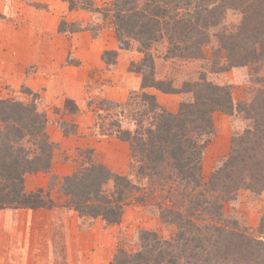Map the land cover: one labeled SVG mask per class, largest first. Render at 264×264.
<instances>
[{"label":"rangeland","instance_id":"1","mask_svg":"<svg viewBox=\"0 0 264 264\" xmlns=\"http://www.w3.org/2000/svg\"><path fill=\"white\" fill-rule=\"evenodd\" d=\"M125 1L126 8L128 5L136 6L137 0H0V96L25 102L36 100L47 115L46 132L53 144L51 168L30 172L25 177L27 192L41 189L51 197L53 204L39 208L0 209V225L12 224L17 236L7 233L5 242L8 243L9 239L11 242L17 240V243L22 241L20 233L23 226L28 228L27 233L23 234L28 241L29 256L34 258V262L45 259L48 264H140L138 252L143 245L147 244L145 246L150 250L157 238L170 240L178 231L171 219L162 218V212L168 214L169 209L184 210V207H188L194 187L177 178L176 172L166 165L170 164L167 161H158L165 167H158L153 175L142 173L140 169L143 163L148 166L156 162L154 154L160 153L155 147L156 140H151L153 132H149L160 111L152 103L156 101L164 109L176 113L185 98L193 99V94L180 90L165 92L151 86L152 83L162 79L164 87H169L174 81L175 86L182 89L183 82L206 76L213 83L231 90L233 103L230 110H219L213 114L214 131L205 146L201 163L204 181H208L213 171L229 157L235 133L246 129L256 131L253 121L243 110L248 108V104L257 111L263 110L264 59L240 64L239 58L244 50H239V54L233 50L235 58L229 57L233 66L227 65L224 71H217L215 67L216 63L231 65L227 62L229 52L220 49L222 35L234 25L238 29L243 23L244 13L229 8L226 22L211 28L208 36L198 38L202 42L199 57L177 58L169 55L170 58H167V37L152 41L148 48L141 46L139 40L129 34L123 43L120 41L115 30L116 7ZM71 2H78L79 8L72 7ZM139 2L142 7L143 1ZM83 4L85 8L81 7ZM198 4L203 6V0H197V5L188 10L191 16L201 10ZM167 7L170 14H175L171 5ZM28 8L34 13L29 12ZM68 10L75 12L71 14ZM76 11L79 12L78 18ZM27 15H32L30 20L34 23L30 29L34 34L41 24L38 36H31L30 39H27L29 33L27 36L22 33L29 31L24 27L29 22ZM258 15L262 17L263 10H259ZM260 25L261 22H251V26L243 31L244 36H250L245 38L248 44L251 45L258 29H264ZM76 30L86 31L92 38L103 39L105 46H112L110 42L114 41L118 45L117 48L105 49L100 56L98 50L101 47L93 48L95 55L88 59L92 65L88 73V96L78 100L73 88L75 82H72L76 66L82 64L76 54V45L71 42ZM62 37L66 42L64 50L59 47L63 44ZM186 45L192 44L188 41L180 46ZM81 47L89 49L87 43L81 44ZM24 53L31 55L32 59H25ZM151 56L156 64L155 74L147 71L144 76L145 71L141 74L142 66ZM21 72L25 73L29 83L36 79V89L25 81L21 82ZM13 76H19L17 84L8 83L9 77ZM45 78L50 81V88L44 86ZM123 80H128L129 85L124 84ZM146 82L149 86L144 88L143 83ZM98 117L102 128H107V124L114 120L120 123L122 129L132 132L142 144L135 145L134 137L125 140L114 134H101L96 127ZM259 132H264V128ZM27 140L30 141L29 138ZM260 140L262 144L258 151L264 153V139ZM134 145H139L140 154L136 155ZM144 160L152 162L145 163ZM90 163L103 164L112 172L128 177L139 188L133 191L129 202L122 206V213L113 222L103 216L89 215L87 208L76 209L71 201L72 194H68L67 187L72 189L73 182L69 178ZM237 166L245 178L264 180V165L257 167L240 163ZM172 174L174 177L170 180ZM240 184L242 186L232 195V199L225 202L223 214H204V218L219 226V233L232 229L237 231V238L228 242L221 252L222 256L218 250L213 249L210 257L203 251L199 264H260L264 257V185L263 182L257 185L252 183L248 188L246 182ZM2 230L0 227V233ZM245 238H255V242L261 243L252 246ZM147 257L153 259L155 255L152 253Z\"/></svg>","mask_w":264,"mask_h":264},{"label":"trees","instance_id":"2","mask_svg":"<svg viewBox=\"0 0 264 264\" xmlns=\"http://www.w3.org/2000/svg\"><path fill=\"white\" fill-rule=\"evenodd\" d=\"M142 1V7L139 0L136 1V6L128 5L127 8L126 1L117 4L115 30L122 43L127 36L131 35L139 40L141 46L148 48L152 45V41L167 37L169 40V48L165 54L167 58H170L169 55L177 56V58L199 57L202 42L198 41V38L208 36L211 28L226 22V12L230 8L244 13L243 23L238 29L234 25L224 31L220 49L224 48L229 52L227 62L231 65L216 63L217 71H224L227 65H234L230 61V58H235L233 50L237 51L236 54H239V50H244L239 58L240 64L253 59H264V29H258L255 39L251 40V45L245 39L250 36L243 35V31L251 26V22L253 24L261 22L260 26L264 27L262 24L264 15L262 17L258 15L259 10L264 12V0H203V6L198 4L201 10L198 11L200 9L198 7L195 11L198 12L192 16L188 10L197 5V0ZM77 3L73 2L72 7L79 8ZM168 5L172 6L175 14H170ZM81 7L86 6L83 4ZM188 41L192 45L180 46ZM154 62L152 56L146 58L141 74L143 75V71H145L144 76L147 71L155 74ZM173 82L169 87H164V80L160 79L151 86L165 92L180 90L179 92L186 94L192 93L193 99L185 98L176 113L169 112L156 101L152 103L153 107L160 111L155 117L154 127L152 124L149 132L154 133H151L150 137L152 141L156 140L155 147L160 153L154 154L156 162L150 160L152 162L150 163L144 160L151 165L141 164L140 172L156 174L155 170L158 167H165L158 161L164 160L162 162L170 163L166 165L176 172V177L192 184L194 190H191L189 206L184 207L185 211L175 208L165 209L169 211L168 214L162 212V218L171 219L170 222L176 225L178 231L170 240L157 238L156 244L150 250L144 243L143 249L138 252L140 264H199L201 253L205 251L210 257L209 253L213 249L218 250L217 252L222 256V250L228 246V242L237 238L238 233L232 229H224L222 233H219V226H215L204 218V214L208 213L209 216L223 214L225 202L232 199V195L234 196L237 189L242 186L240 182H246L248 188L252 183L263 182L262 185H264V180L259 181L258 177L252 180L249 177V179L245 178L237 166L240 163L245 166L247 163L257 167L264 165V153L258 151L262 144L260 139H264L262 137L264 132H259L264 128V105L261 106L262 111L255 110L254 106L251 108L249 104V109L246 107L243 110L253 121L256 131L258 128L259 131L246 129L235 133L229 157L213 171L208 181H204L201 163L205 146L214 131L213 114L219 110L224 112L230 110L233 103L232 93L226 86L213 83L206 76L192 82H183L182 89H178ZM148 86L147 82L143 83L144 88ZM152 97L154 100V96ZM106 104L109 106L110 102ZM115 106H117L116 103ZM97 113L101 114L100 111ZM100 120L98 117L96 127L101 134H114L125 140L134 137L132 132L122 129L120 123L112 120L111 124H107V128H102L99 124ZM47 124V115L40 109L36 100L25 102L0 96V209L39 208L53 204L51 197L44 194L43 190L27 192L25 188L26 174L51 168L53 144L46 132ZM134 139H136L135 145L142 144L136 137ZM135 145V152L138 155L141 148ZM80 172H76L69 178L73 181L72 189L67 187V191L68 194H72L71 201L76 209L87 208L88 214L94 217L103 216L109 221H115L117 215L122 213V206L129 202L128 198L133 191L139 190L137 184L131 179L112 172L103 164L90 163ZM172 177H174L173 174L170 180H173ZM178 192L181 193L180 189ZM262 226H264V219ZM246 240L252 246L254 243H261V241L255 242V238ZM152 253L155 255L153 259L147 257ZM259 263L264 264V257Z\"/></svg>","mask_w":264,"mask_h":264},{"label":"crops","instance_id":"3","mask_svg":"<svg viewBox=\"0 0 264 264\" xmlns=\"http://www.w3.org/2000/svg\"><path fill=\"white\" fill-rule=\"evenodd\" d=\"M29 12L31 13H34V11L32 9H29ZM67 12H71V14H74L75 10L73 11H70L68 10ZM36 13H39V12H36ZM76 18H78V14L79 12L76 11ZM65 14H62V16H64ZM29 16V22L28 23H25L24 27L25 28H28L29 31H25L22 32L25 34V36L28 35V33L30 35L27 36V39L31 38V36L33 37H36L38 36V32L41 30L39 29V27L37 28V30H35V34L32 32L33 30L30 29L33 27V23L31 19L32 15H27ZM60 18V17H57V19ZM24 20V19H23ZM27 20V18L25 19ZM78 20V19H76ZM22 25V24H21ZM7 31V30H6ZM9 33H14L16 34L15 32H9ZM41 33V32H40ZM20 34V33H18ZM9 36V35H8ZM41 36V35H39ZM44 38H46V35L44 36ZM63 38V44H60L59 47L60 48H65V38ZM41 39H43V37H41ZM37 40V38H36ZM22 41V40H21ZM23 42H27V41H24ZM71 42L73 43V45H76V49L78 50L77 51V57L79 56V58L82 60L81 63L82 64H79L76 66V70L74 71V78H73V81L72 82H75V84L73 83V88L76 89V99L78 100L79 98L83 99V96H88V89L89 86H87V81L89 79V70H90V66H92L90 64V62H88V59L89 57H92L95 55L94 52V49L96 48H99V46L101 47L98 52L99 53V56L101 55V53L105 50V49H108V48H117V44L113 42H110V47L108 46H105V42L104 40L102 39V41L98 38H92V36H90L88 34V32L86 31H79V30H76V34H74V36L71 38ZM67 43H69V41L67 40ZM87 43V47L89 49H85L86 47L82 48L81 47V44H84ZM100 44V45H99ZM78 47H80V49H78ZM94 48V49H93ZM42 51L39 53V55H41ZM24 58L26 59H32L31 55H29L28 53H24L23 54ZM36 57V56H35ZM87 57V58H86ZM85 68V69H83ZM84 71V72H83ZM83 72V73H82ZM90 73H92L90 71ZM21 74H23L21 72ZM85 74V77L83 78V75ZM31 75V74H30ZM82 75V76H81ZM32 76V75H31ZM47 75H44V77H46ZM81 76V77H80ZM30 77V76H29ZM73 77V76H72ZM18 78L19 76H16V77H9V82L8 83H12V84H17L18 83ZM26 76H25V73L22 75V78H21V82L23 83L24 81L28 84H30L33 88H37L38 85L35 84V80H33V82L27 80L26 81ZM32 79V77H31ZM124 81V84H127L128 83V80H123ZM48 82H50L49 80H47L46 78L43 80V83H44V86L47 88H50L49 85H48ZM40 83V82H39ZM136 83H137V79H136ZM42 84V83H41ZM129 85V84H127ZM64 90V89H63ZM43 91H46L45 89ZM5 223V222H4ZM2 232L0 234H2V236H0V264H43L42 263V260L44 261L45 259H41L40 261L38 262H34V258L30 257V249L28 247V244L25 240V235L23 233H27V229L23 226V229H22V232L20 233V236L23 238L22 241L18 242L17 243V240H14V242L8 241V243L5 242V239H6V236H7V233H12L15 237L16 236V233H15V226H13L12 224H7V225H0ZM20 243V244H19ZM40 262V263H39ZM45 263L44 264H48L47 261H44Z\"/></svg>","mask_w":264,"mask_h":264}]
</instances>
